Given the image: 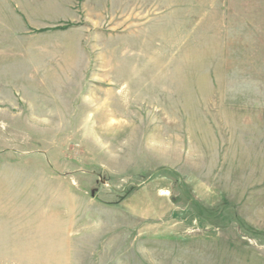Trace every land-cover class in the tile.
Returning <instances> with one entry per match:
<instances>
[{
    "label": "rangeland",
    "instance_id": "rangeland-1",
    "mask_svg": "<svg viewBox=\"0 0 264 264\" xmlns=\"http://www.w3.org/2000/svg\"><path fill=\"white\" fill-rule=\"evenodd\" d=\"M0 264H264V0H0Z\"/></svg>",
    "mask_w": 264,
    "mask_h": 264
}]
</instances>
